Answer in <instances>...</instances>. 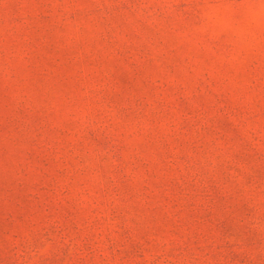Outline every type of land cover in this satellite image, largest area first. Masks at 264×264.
I'll list each match as a JSON object with an SVG mask.
<instances>
[{
    "label": "rangeland",
    "instance_id": "374dc122",
    "mask_svg": "<svg viewBox=\"0 0 264 264\" xmlns=\"http://www.w3.org/2000/svg\"><path fill=\"white\" fill-rule=\"evenodd\" d=\"M0 264H264V0H0Z\"/></svg>",
    "mask_w": 264,
    "mask_h": 264
}]
</instances>
